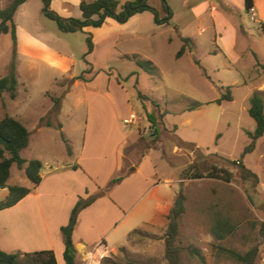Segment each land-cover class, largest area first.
Here are the masks:
<instances>
[{
  "label": "rangeland",
  "instance_id": "374dc122",
  "mask_svg": "<svg viewBox=\"0 0 264 264\" xmlns=\"http://www.w3.org/2000/svg\"><path fill=\"white\" fill-rule=\"evenodd\" d=\"M13 1L0 0V9L9 7ZM118 1L121 6V0ZM147 2L160 18L164 16L160 0ZM236 3L242 11L240 19L236 14L233 19L250 35L246 39L245 35L239 34L237 47L226 53L228 59H234V54L241 56L236 68H230L213 45L212 21L207 13L201 14L186 30L185 34L192 37L196 45L179 58L176 54L182 46V34L172 27L175 22L183 23L187 16H181L179 10L172 25H158L152 18L148 23L143 15L144 23L151 26L150 32L137 33L134 37L120 36L117 40L113 35H102L105 29L101 26L87 27L83 32L61 30L45 15L46 11L57 14L52 4L45 7L42 0L23 1L12 16L21 41L29 35L48 48L68 54L73 60L70 77V74L62 75L49 69L39 59L16 54V97L12 100L8 93L3 94L0 119L8 114L29 131V144L21 152L22 158L26 161L37 159L43 164L73 161L80 150L87 101L90 100V106L100 104L108 113L106 101L112 92L107 94L105 91L111 81L112 86L119 85L120 105L124 104L126 114L136 117L127 125L130 140L122 151L123 173L136 164L141 155L155 148L151 157L159 175L170 176L175 181L172 186L177 188V193L182 184L185 211L179 221L176 240L180 264H240L221 248L244 253L254 245H258L254 264H264V136L257 140L251 152L242 155L250 142L247 134L254 130L255 123L247 112L250 84L239 86L244 80L253 84L262 80L259 68L250 69L252 58L247 49L264 58V40L257 34L258 24L243 8L242 0ZM67 8L73 15L72 5ZM255 13L257 20L256 9ZM227 19L225 25L233 27L234 20ZM105 24L109 26V23ZM96 28L101 31L96 32ZM85 33L90 34L93 44L92 61L86 59L90 54L82 59L87 51ZM211 50L218 54H209ZM12 58L11 35L0 33V78L9 73ZM136 60L150 62L152 73L140 68ZM90 66L95 74L90 71ZM82 71L86 82L73 84L72 77ZM233 82L238 85L230 86ZM226 87H229L232 101L216 104L215 100L225 93ZM56 98L59 100L57 107L54 104ZM194 104L200 106L188 110ZM214 154L230 161L241 160L257 176L258 182L252 178L242 180L236 165H230ZM191 165L203 173L211 166L222 167L233 177L229 183L208 178L182 179V174ZM7 185L26 187L29 182L23 171L12 165ZM218 217L235 226L234 232L222 240L212 234ZM166 225L164 218L133 230L124 244L98 260L99 264L104 258L114 264H166L163 244ZM189 249L199 250L203 261L200 262Z\"/></svg>",
  "mask_w": 264,
  "mask_h": 264
},
{
  "label": "crops",
  "instance_id": "0c3cea01",
  "mask_svg": "<svg viewBox=\"0 0 264 264\" xmlns=\"http://www.w3.org/2000/svg\"><path fill=\"white\" fill-rule=\"evenodd\" d=\"M80 1L51 0L50 4L58 16L80 18L81 13L78 8ZM126 2L129 1L121 0L122 5ZM166 2L172 14L166 25L175 22L174 17L178 10L181 16L187 14L183 23L175 22L172 28L177 33H181L182 37L189 38L193 46L196 42L185 32L201 14L207 13L212 21L213 45L228 61L229 67L236 68L242 59L241 56L234 54V59H228L226 53L233 52L237 47L239 34L245 35L246 39L250 37L245 27L233 19L234 14L239 19L241 16L242 7L237 5V0H166ZM199 3L202 4L197 7ZM69 4L75 10L73 15L68 12ZM251 4L258 12L257 34L264 40V0H251ZM242 5L245 8V0H242ZM143 15H146L148 23L150 18L154 22L150 12L136 14L125 23H117L107 18L100 27L105 29L102 35H113L117 40L120 36L134 37L137 33H148L151 31V26L144 23ZM228 17L234 20L233 27L225 25ZM106 22L109 26H106ZM100 28H96L95 31H101ZM18 33L17 30L19 55L25 54L32 59H39L49 69L57 70L62 75L70 74L71 77L73 60L68 54L48 48L29 35L24 36L21 41ZM214 51H209V54H218ZM247 52L252 58L251 71L259 68L262 80L254 84L244 80L239 86L250 84L248 98L253 92H259L263 101L264 58L249 48ZM93 55L92 50L86 59H91ZM92 65L95 66L94 61ZM93 66H90V71L95 74ZM83 71L81 74L84 80L76 78L81 75L79 74L72 77L73 84L78 81L86 82ZM234 84L237 83H230V86ZM118 86H112L111 81L105 91L107 94L112 92L111 97L106 101L110 109L108 113L103 111L100 104L92 103L90 106V100L87 101L80 150L74 160L53 164L42 163L40 183L37 186L29 183L26 186L30 188L28 195L13 207L0 211V250L6 253H19L20 257L26 253L52 251L57 264H64L62 259L64 244L60 228L68 223L71 210L80 198L92 201L77 213L72 232L75 264H99L98 260L124 244L130 232L144 224L166 218L177 194V188L172 186L175 181L170 176L159 175L151 157L156 149L150 148L141 155L136 164L131 165L123 173L122 151L130 140L127 125L132 123L131 117H136L131 113L126 114L124 104L120 105L117 93L120 86ZM91 113L94 116H91ZM118 177H122L120 181L110 184L112 179ZM7 194V188L0 189V201Z\"/></svg>",
  "mask_w": 264,
  "mask_h": 264
},
{
  "label": "trees",
  "instance_id": "16d2710c",
  "mask_svg": "<svg viewBox=\"0 0 264 264\" xmlns=\"http://www.w3.org/2000/svg\"><path fill=\"white\" fill-rule=\"evenodd\" d=\"M25 0H14L11 5L5 9H0V33H10L12 39V61L9 66V73L0 78V99L4 93H8L10 99H15L17 89V77L15 72V57H16V26L12 20L14 10L17 5ZM44 6L47 7L51 0H42ZM148 0H133L125 4H119L118 0H81L79 3L80 18L62 19L57 14L46 11L45 15L54 20L58 27L67 32L81 31L87 27H100L104 20L111 18L118 23H125L130 17L143 12H150L154 17V23L158 25L168 24L171 19V10L167 5L166 0H160L164 11V16L159 17L156 10L148 5ZM120 7V8H119ZM252 7L251 0H245V9ZM119 8V10H118ZM86 34L87 51L82 57L90 54L93 50V44L89 33ZM182 46L177 52L176 57L179 58L188 49L193 47L192 41L187 37L180 38ZM134 59V57H133ZM198 63V62H197ZM136 64L148 73H152L153 68L150 62H141L136 60ZM264 70V66H262ZM77 79L84 80L83 75H79ZM229 87H226L225 93L220 98L215 100V103L220 105L223 101H231ZM58 98L54 99L55 107L58 106ZM199 104L192 105L188 110L198 108ZM249 117L254 121L255 128L253 132H248L250 139L249 144L244 148L242 155L251 152L256 144V141L264 134V106L261 94L253 92L249 98V107L247 109ZM60 127V126H58ZM156 134V129H154ZM30 133L26 127L17 119L4 114L0 119V189L7 188V196L0 201V211L13 207L18 201L29 194L30 188L19 185H7L10 177V170L12 165H15L18 170H22L28 182L37 186L40 181V170L42 168L41 161L31 159L26 161L21 156V152L29 144ZM215 157L226 161L230 165H236L240 171L242 180L252 178L254 182H258L257 176L248 170L241 160H226L214 154ZM232 173L227 169L217 166H211L206 173L195 169L194 165L190 166L182 174V179H216L225 183L232 180ZM122 177L114 178L110 184H115L121 180ZM182 183V182H181ZM182 184L179 185L178 193L176 194L172 206L166 216L167 225L163 234L164 244V259L166 264H180L179 248L176 245L178 236L179 221L185 211V195L183 194ZM92 200H82L81 198L76 202L71 210L68 223L60 228L63 237L64 251L62 255L64 264H75V250L72 243V232L76 224L77 213ZM235 226L225 218H216L212 234L217 240L224 239L227 235L232 234ZM229 257L240 264H254L258 254V245H254L244 253H239L234 250L221 248ZM189 252L202 262L203 258L197 249H189ZM0 264H57L55 256L52 251H40L33 253H26L20 257L19 253H6L0 250ZM101 264H114L109 258H104Z\"/></svg>",
  "mask_w": 264,
  "mask_h": 264
},
{
  "label": "built area",
  "instance_id": "2783aa9c",
  "mask_svg": "<svg viewBox=\"0 0 264 264\" xmlns=\"http://www.w3.org/2000/svg\"><path fill=\"white\" fill-rule=\"evenodd\" d=\"M247 12L250 14V16L253 19V21H256V13H255L254 7L253 6L250 7ZM130 121L133 122V117H131Z\"/></svg>",
  "mask_w": 264,
  "mask_h": 264
}]
</instances>
